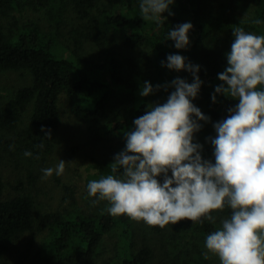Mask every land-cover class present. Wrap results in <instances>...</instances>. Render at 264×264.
Here are the masks:
<instances>
[{"label": "trees", "instance_id": "1", "mask_svg": "<svg viewBox=\"0 0 264 264\" xmlns=\"http://www.w3.org/2000/svg\"><path fill=\"white\" fill-rule=\"evenodd\" d=\"M208 2L174 0L173 15L163 13L164 26L157 27L141 18L140 0H0V74L20 71L32 79L8 106L2 107L0 101V264L25 237L28 243L20 251L21 264H214L210 254L204 257L205 240L230 217L227 205L211 213L214 223L202 217L201 222L185 219L165 228L149 227L126 215L111 216L109 204L97 197L91 210L80 206L75 191L66 186L64 199L69 207L42 213L36 197L25 188L6 196L1 171L5 162L23 169L27 162L51 152L63 118L62 97H66L76 120L86 127L90 144L98 148L118 141L108 158L95 161L87 185L111 174L109 165L125 149V133L135 129L133 121L154 101L168 98L174 79L193 81L187 71L162 66L169 54H179L200 67L202 85L196 99L214 129L238 103L215 93L221 84L218 74L228 66L233 26L264 35V0H254L253 16L234 25L228 24L224 3L213 10ZM28 9L43 14L46 24L21 21L19 16ZM256 19L261 23H252ZM185 22L193 25L190 43L178 50L166 37L169 29ZM145 81L154 89L162 87L142 97ZM42 128L50 130V138ZM197 136L193 142L202 145V158L215 163L213 146ZM26 151L33 155L26 157ZM158 180L162 184L163 176Z\"/></svg>", "mask_w": 264, "mask_h": 264}, {"label": "clouds", "instance_id": "2", "mask_svg": "<svg viewBox=\"0 0 264 264\" xmlns=\"http://www.w3.org/2000/svg\"><path fill=\"white\" fill-rule=\"evenodd\" d=\"M173 3L140 0L141 18L163 27V13L173 15ZM192 28L190 22L177 25L168 30L166 39L174 41L176 49H186ZM232 32L228 66L218 74L221 84L215 93L238 103L213 125L216 136L207 138L214 148L215 163L203 159L202 145L193 142L200 122L210 120L191 102L202 85L200 67L179 54H169L162 66L189 72L192 83L179 77L171 82L174 91L167 101L150 105L133 121L135 129L125 133V149L109 165L111 174L90 181L87 189L89 196L109 204L111 216L126 215L149 227L165 228L185 219L201 222L202 217L214 223L211 213L227 205L230 217L206 237L205 259L211 254L220 264H264V35L246 32L242 26H233ZM161 87L154 89L145 81L140 95L148 97ZM168 87L163 86L165 91ZM212 101L216 102V95ZM41 131L50 138V130ZM24 155L33 154L26 151ZM65 166L59 160L55 168L42 169L43 179L53 173L63 175Z\"/></svg>", "mask_w": 264, "mask_h": 264}, {"label": "rangeland", "instance_id": "3", "mask_svg": "<svg viewBox=\"0 0 264 264\" xmlns=\"http://www.w3.org/2000/svg\"><path fill=\"white\" fill-rule=\"evenodd\" d=\"M224 3L228 8L230 23L234 25L237 22L247 21L253 16L255 10L254 0H209L208 5L214 10ZM216 11V10H215ZM21 21H37L46 24L45 16L40 13L32 12L28 9ZM1 20V17H0ZM264 32V25L262 27ZM259 35L256 32H250ZM232 39L234 40L233 32ZM31 76L26 72L7 71L0 74V101L1 106H8L9 100L21 88L31 84ZM167 98H160L154 101V105L163 104ZM206 116L203 104L194 99L191 101ZM61 107L63 118L57 132V138L53 149L43 159L27 162L26 168L18 169L15 164L5 162L1 171L7 183L6 196H12L21 192L24 188L30 191L37 199L39 209L42 213H48L63 210L69 207L65 201V187L69 186L75 191L77 201L80 206H87L91 210L98 202L96 197L88 194L87 179L94 172L93 165L97 159L104 160L114 148L118 141L108 144L99 145L98 148L90 144L86 133V127L79 123L72 113L71 106L66 97H62ZM201 130L196 133L198 139L203 143L208 141L207 138L215 137L216 132L212 129L210 121L208 123L200 122ZM59 160L66 162L65 172L61 176L55 173L47 179H43L42 169L55 168ZM32 163V164H30ZM31 174V175H30ZM21 180L22 185L18 186L17 181ZM107 203L106 201H102ZM27 237L17 243L6 257L5 264H21L19 261L20 251L27 249ZM214 264H220L218 257L211 255Z\"/></svg>", "mask_w": 264, "mask_h": 264}]
</instances>
